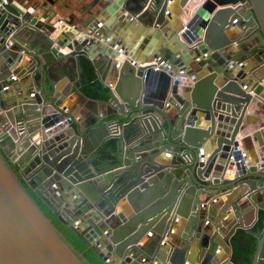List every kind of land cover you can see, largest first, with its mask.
Instances as JSON below:
<instances>
[{
	"label": "water",
	"instance_id": "95a60500",
	"mask_svg": "<svg viewBox=\"0 0 264 264\" xmlns=\"http://www.w3.org/2000/svg\"><path fill=\"white\" fill-rule=\"evenodd\" d=\"M188 1L177 0L173 30L164 20L171 0H94L85 19L55 22L2 7L0 264H90L37 201L103 264H232L218 249L229 252L234 230L251 227L243 210L264 212V0H202L187 17ZM131 23L145 36L120 32ZM151 36L168 56L138 67L150 57L132 54ZM83 54L101 73L107 113L63 121L59 106L77 89L63 84L65 71L75 64L80 77ZM252 97L259 104L246 111ZM109 117L131 121L113 162L96 155ZM241 124L257 128L247 137L259 154L251 163L235 140ZM250 264H264V226Z\"/></svg>",
	"mask_w": 264,
	"mask_h": 264
},
{
	"label": "crops",
	"instance_id": "0c3cea01",
	"mask_svg": "<svg viewBox=\"0 0 264 264\" xmlns=\"http://www.w3.org/2000/svg\"><path fill=\"white\" fill-rule=\"evenodd\" d=\"M171 1H173L171 6H169L165 9L164 20H166V25L173 30L175 28L177 29L181 25V22L178 20V16L175 13L179 9L177 6V0H171ZM201 1L202 0H198L197 2H192L189 0L187 2V4L185 5V8H182L181 11L184 12L187 15V17H189V15H191V13L201 3ZM92 3H94V0H16V4L19 5L22 9H27L29 11L33 10V13H37L38 15H40L41 13L47 12L49 16L53 17L54 22H55V20H62L65 18L69 21L76 20V19H85L88 15L87 9L92 5ZM33 8H36V9H33ZM222 8H224V7L223 6H221V7L217 6L215 8V10L222 9ZM94 9L91 8L90 12H93ZM40 21H42V20H40ZM124 29L127 30L126 32H130L131 34L136 35L135 40H137L138 37L141 39L143 36H145L144 32H142L141 24L139 26H136V27L133 26L132 23L127 28H126V26H123L122 28H120V32L123 33ZM112 31H113V27L109 28V33H112ZM231 33H239V31L236 28L231 30V31H224V34L226 37H229L231 35ZM135 40H134V42H136ZM160 40H161V38L155 39L154 36H151V38L148 40V43H144V46L140 50L139 53L136 50L133 52L132 55H135L136 57H140V55L141 56L145 55V56L150 57L149 60H143L142 61L143 63L139 62L140 64H138V67H146L149 65H153V63L155 61H154L153 56H150L152 54L160 56L161 58L162 57L165 58L168 56V53L165 55V54H163L162 51L159 50L160 46L158 43L161 42ZM142 41H143V39L140 41L141 44H142ZM57 53L65 55L66 53H68V50L66 48H61V49L57 50ZM83 57H85L88 61H90L86 55L83 54ZM146 61H148V62H146ZM20 66L21 67L27 66V59L26 58L22 59ZM91 66H92V63H91ZM68 70L72 71L73 74H69L68 72L65 71V74H66L68 80L67 81L64 80L63 84L67 85L69 81L75 82L77 89H74L71 87V89L68 92V95L63 98V100L59 106L61 111L65 115L70 116L71 119L77 123H85L86 119H88L91 116H96V115L102 116V115L106 114L107 108L103 102L105 89H103L102 83L99 80V78L101 77V73H100V75H96L95 72L93 71L94 82L96 84L95 88H96V92L98 94V97L97 98H90V97H86V96L82 95L79 92L81 75H80V77H78L77 73H75V64H69ZM107 80H108L107 76L104 75L103 83L105 85L108 84ZM262 94L264 95V90H263ZM249 95L253 96L251 93H249ZM255 103L259 104L258 100L254 99L252 97V100L249 102V104L246 108V111H250V109H251L250 107L255 106ZM196 115L198 116L197 122H196L197 127H203L205 122L202 121V119H201L202 117L199 116L201 114L196 113ZM113 120H114V118L109 117L106 121L110 122ZM2 121H3V118L1 120V122ZM130 122L131 121H129V120H123V121L118 122L121 125L120 137L123 139V141L125 143L128 142L130 139L129 136H128V138L125 137L127 135V131L130 133V131H129L130 128H127V126H126ZM71 126H73V125H71ZM256 129L257 128H255V125L252 127L251 126L246 127V126H243L241 124L236 135H235V140L240 142V144H241L240 150L243 153H245L246 160L248 163H251L253 158H257L259 156V154H257L255 152L253 144L251 143V141H249L247 139V137H249L252 132L256 131ZM109 139H112V138L109 137ZM243 139H247V142H243ZM98 149L96 150V152H98ZM115 151H116V149H115ZM115 151L113 152V155H109V159H102V160L103 161L108 160L110 162H113ZM208 153H209L208 149L204 150V154L202 153L203 157L205 158ZM159 160L161 162L167 163L170 161V156L162 153L159 157ZM226 177H230V176H226V175L224 176L225 179H228ZM219 199H220V202H222V198H219ZM119 204H120V206H124L125 208H127V205L125 203H123V205L121 203H119ZM241 215H242L241 216L242 220L240 221V223H242L244 225L249 224L252 227L256 223V221L258 220L261 224V228H263V226H264V212L257 211L256 212V218H255V213H254L253 208L249 207V208L243 210L241 212ZM231 216H233V215H231ZM236 230L237 229H235L234 232ZM234 232H233V234H234ZM229 239L227 242L228 244H229ZM142 242H144V244H145L147 242V240L142 239ZM229 246H230V244H229ZM230 255H231V247H230L229 252H227L226 249L224 251L223 248H219L218 253L216 254V257L218 259H225V260L229 257V260H230ZM193 256H194V252L187 254V258L191 259L192 261H193ZM262 258H263V255H261V260H262Z\"/></svg>",
	"mask_w": 264,
	"mask_h": 264
},
{
	"label": "trees",
	"instance_id": "16d2710c",
	"mask_svg": "<svg viewBox=\"0 0 264 264\" xmlns=\"http://www.w3.org/2000/svg\"><path fill=\"white\" fill-rule=\"evenodd\" d=\"M78 65L81 68V79L79 92L90 98H97L96 84L94 82L93 68L90 62L83 56L78 57ZM129 132L125 137L128 138ZM117 140L108 139L96 152L97 158L109 159V155H113L116 149ZM15 170V169H14ZM37 201V200H36ZM38 206L43 211L45 216L52 222V224L59 230L66 240L78 251L90 264H103L100 258L91 249L83 245L74 234H72L66 226L61 225L57 219L56 214L51 213L44 205L37 201ZM261 224L257 220L256 223L248 230L237 229L229 239L231 247L230 261L233 264H250L254 255L257 235L261 231Z\"/></svg>",
	"mask_w": 264,
	"mask_h": 264
},
{
	"label": "built area",
	"instance_id": "2783aa9c",
	"mask_svg": "<svg viewBox=\"0 0 264 264\" xmlns=\"http://www.w3.org/2000/svg\"><path fill=\"white\" fill-rule=\"evenodd\" d=\"M8 3L17 5L16 0H0V10L2 9L4 5ZM8 44L10 43L8 42ZM69 120H71V117L68 115H65V117L63 118V121H69ZM108 128H109L108 134L110 138L116 139L120 136L121 125L119 123L116 124L115 122L110 121L108 122ZM230 160L232 161V157H230Z\"/></svg>",
	"mask_w": 264,
	"mask_h": 264
}]
</instances>
